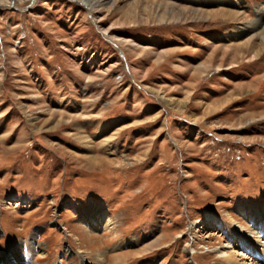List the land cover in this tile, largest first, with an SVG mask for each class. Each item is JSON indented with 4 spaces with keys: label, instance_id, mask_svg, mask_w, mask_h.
Wrapping results in <instances>:
<instances>
[{
    "label": "rangeland",
    "instance_id": "obj_1",
    "mask_svg": "<svg viewBox=\"0 0 264 264\" xmlns=\"http://www.w3.org/2000/svg\"><path fill=\"white\" fill-rule=\"evenodd\" d=\"M92 1L0 3V252L229 264L264 210V52L228 35L264 0ZM258 242L239 259L264 264Z\"/></svg>",
    "mask_w": 264,
    "mask_h": 264
},
{
    "label": "bare ground",
    "instance_id": "obj_2",
    "mask_svg": "<svg viewBox=\"0 0 264 264\" xmlns=\"http://www.w3.org/2000/svg\"><path fill=\"white\" fill-rule=\"evenodd\" d=\"M101 1V0H100ZM107 1V0H105ZM109 1V0H108ZM188 1V0H183ZM80 2L87 7L88 10H94L97 7V4L94 3L92 0H80ZM102 2V1H101ZM218 3H227L228 5H234L233 0H215ZM246 4V3H243ZM247 6V5H246ZM224 13V11H223ZM225 15V14H224ZM241 14L236 11L229 12L230 17L237 18ZM257 21H251L250 23L237 27L234 31L231 32L228 36L234 37L237 41L241 40L244 35L247 33L255 32L259 33L261 41L259 44L253 46V51L255 53L254 58L262 56L264 52V9L259 8L257 11ZM108 31V30H107ZM99 211V212H98ZM243 214L247 217V219L252 223L253 230L258 236H251V232H242L239 234H234V232L230 231L232 235L229 237V245L228 248L234 250L233 254H228V252L223 253L225 260L229 264H248V260L251 259L244 255L241 259L239 256L243 255L239 249H243L247 253L255 255L258 253L257 246L255 245L258 242L256 239H260V243L264 244V210H256L254 214H249V212L244 211ZM258 216V218H257ZM260 216V217H259ZM211 219V218H210ZM216 223L218 220L216 218L213 219ZM81 221L86 225L89 226L90 231L93 234H96L99 230L102 229L103 224L106 222V226L109 229H112L113 224L110 222L109 218H107L106 210L101 212V209H91L85 214H82ZM105 226V227H106ZM223 230L226 228L225 225H222ZM230 235V234H229ZM35 239V238H34ZM256 240V241H253ZM237 247V248H236ZM264 251V246L263 249ZM36 251V247L34 245L33 240L31 241L30 245L25 244H18L16 246L10 247L5 252H0V264H37L34 263L31 259V253ZM248 259V260H247ZM98 264L103 262L102 255L98 256ZM257 263L254 261L252 264ZM83 264H89L84 262Z\"/></svg>",
    "mask_w": 264,
    "mask_h": 264
},
{
    "label": "clouds",
    "instance_id": "obj_3",
    "mask_svg": "<svg viewBox=\"0 0 264 264\" xmlns=\"http://www.w3.org/2000/svg\"><path fill=\"white\" fill-rule=\"evenodd\" d=\"M3 2H5V0H0V3H3Z\"/></svg>",
    "mask_w": 264,
    "mask_h": 264
}]
</instances>
